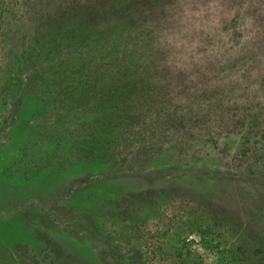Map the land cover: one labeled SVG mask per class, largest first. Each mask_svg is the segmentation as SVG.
<instances>
[{"label": "rangeland", "instance_id": "rangeland-1", "mask_svg": "<svg viewBox=\"0 0 264 264\" xmlns=\"http://www.w3.org/2000/svg\"><path fill=\"white\" fill-rule=\"evenodd\" d=\"M252 1L163 0L0 104V264H264V176H226L264 124Z\"/></svg>", "mask_w": 264, "mask_h": 264}, {"label": "trees", "instance_id": "trees-1", "mask_svg": "<svg viewBox=\"0 0 264 264\" xmlns=\"http://www.w3.org/2000/svg\"><path fill=\"white\" fill-rule=\"evenodd\" d=\"M162 2L163 0H0L2 112H25L26 104L25 107L22 105L24 101H38L34 105L43 106L38 85L46 86L57 82L58 68L73 69L81 60H89L93 55L92 49L83 55L80 52L90 42L98 46L99 39H107L128 30L132 32V25L145 14L155 13ZM250 5L247 14L251 18L256 43H249L251 46L246 47V51L261 59L260 55H264V0L252 1ZM233 18L236 23L241 17L239 13H235ZM256 64L260 67L258 71L264 73V66L259 61ZM261 80L264 84V77ZM246 110L247 108L242 112ZM260 116L262 115L252 112L249 115L242 114L241 121L248 119L249 125L241 137L243 147L237 149L235 156L232 155V160L236 161L234 158L237 157H241V160L240 164L233 163L228 167L227 178L239 179V174L232 170L248 174L252 182L254 173L264 176V124L260 123ZM228 139L226 136V140ZM242 160L249 163L242 167Z\"/></svg>", "mask_w": 264, "mask_h": 264}]
</instances>
